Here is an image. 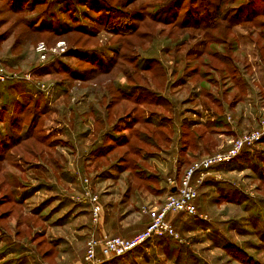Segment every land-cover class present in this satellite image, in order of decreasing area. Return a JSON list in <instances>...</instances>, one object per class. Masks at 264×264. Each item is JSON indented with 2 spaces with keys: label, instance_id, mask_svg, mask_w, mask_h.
<instances>
[{
  "label": "rangeland",
  "instance_id": "rangeland-1",
  "mask_svg": "<svg viewBox=\"0 0 264 264\" xmlns=\"http://www.w3.org/2000/svg\"><path fill=\"white\" fill-rule=\"evenodd\" d=\"M263 8L264 0H0V68L17 74L0 83V264H83L93 232L138 233L92 226L84 178L107 228L128 229V216L136 227L144 208L164 203L169 179L179 183L196 161L254 131L259 142L209 170L196 215L177 218L181 242L149 241L103 264H264V13L253 17ZM110 12L125 22L107 24Z\"/></svg>",
  "mask_w": 264,
  "mask_h": 264
},
{
  "label": "built area",
  "instance_id": "built-area-1",
  "mask_svg": "<svg viewBox=\"0 0 264 264\" xmlns=\"http://www.w3.org/2000/svg\"><path fill=\"white\" fill-rule=\"evenodd\" d=\"M36 51L45 58L46 47L43 43L37 45ZM63 51L64 49L61 50V52ZM16 78L15 72L9 73L0 68V83ZM262 134L263 132L254 131L239 136L232 141L230 149L201 159L192 165L179 183L169 179V189L175 188L176 190L174 193L168 192L161 207L144 208V213L147 214L149 222L143 231L130 238L96 236L95 232L90 234L85 244L83 264H101L109 259L123 257L152 238L167 237L181 242L182 240L172 224V217L180 214L195 216L198 188L209 170L217 165L232 161L244 148H252L260 141ZM81 198L90 205L91 223L92 226L97 227L101 223L103 210L99 197L93 192L87 178L82 180Z\"/></svg>",
  "mask_w": 264,
  "mask_h": 264
},
{
  "label": "trees",
  "instance_id": "trees-1",
  "mask_svg": "<svg viewBox=\"0 0 264 264\" xmlns=\"http://www.w3.org/2000/svg\"><path fill=\"white\" fill-rule=\"evenodd\" d=\"M254 10H256V9H254ZM255 12V15L253 16V17H256V16H258V15H262V13H264V8L262 9V11H260V9H258V11H254ZM108 18H109V20H108ZM107 18V24L111 21V24L112 25H115L116 27H119L122 23H124L125 21V17L124 16H122V14L121 15H119V14H115L114 12H110L109 13V17ZM109 21V22H108ZM112 31H115V29H113ZM40 32H42V29L39 31V33ZM51 32V31H50ZM112 33H115V32H112ZM54 34H56V33H54ZM91 35H89V37H90ZM57 42V41H56ZM155 57H152V56H150V59L152 60L151 61V63L153 64H155V62H154V60H156V58L154 59ZM97 62V61H96ZM96 62H95V65H96ZM113 63H114V58L113 59H111L110 60V62H109V66H112L113 65ZM101 65H103L104 67H108V65H106V64H101ZM156 66V65H155ZM138 70H140V72H147V71H149V70H151V68H152V65H146L145 67L144 66H141V67H136ZM136 91H138V92H140L141 94L143 93L142 92V90L141 89H138V87H137V89H136ZM122 95L121 96H126V94L125 93H121ZM139 96V95H138ZM122 100H127V97H126V99L125 98H122ZM134 102L135 101H137V100H141V98L139 97H137V99H132ZM127 101H129V100H127ZM144 123H145V125L146 126H150V127H153V128H158V129H160V128H165L166 126H164V125H162V124H157V126H154V125H152V123H151V121L149 120V118H147L145 121H144ZM218 124H220V123H218ZM195 124H192V126H194ZM197 125H199V124H197ZM204 128H207V127H204ZM155 132H156V130H154ZM196 131L197 130H195V131H192V133L194 132L195 134H196V137L194 138L195 139V141H198V140H201L200 138L203 136V134H199V135H197V133H196ZM154 132V133H155ZM154 133H149L148 134V136H146L145 137V139H147V140H145V141H147V142H150L151 141V139H150V137L149 136H153L154 135ZM185 134V133H184ZM186 134H187V132H186ZM119 138L120 137H117L116 138V140L115 141H118L119 140ZM146 143V142H145ZM125 145H123V146H121V147H117V148H122V147H124ZM186 145H184V146H182L181 148H184V149H186L187 147H185ZM182 150V149H181ZM248 150V148H244L243 150H242V152L241 153H244L245 151H247ZM184 151V150H183ZM241 153L238 155V157L241 155ZM121 158V157H120ZM199 161V160H198ZM198 161H196V163L198 162ZM121 164H123L122 162H124V164H126V161L125 160H123L122 158H121ZM128 166V165H127ZM118 168H120V169H124L125 167H124V165L122 166V165H118L117 166ZM145 178L146 179H148V180H150V181H153L154 179H153V177H152V179H151V177L148 175V176H145ZM144 179V178H143ZM158 182V181H157ZM204 185V184H203ZM202 186V184L199 186V188ZM199 188H198V190H199ZM156 191H158V190H156ZM199 197V196H198ZM197 197V198H198ZM172 224L174 225V227H175V229H176V224L175 223H173L172 222ZM167 239H169V238H167V237H161V238H152V239H150V240H148L147 242H145V243H148L149 241H153V240H167ZM144 243V244H145ZM143 244V245H144ZM150 244V243H149ZM140 247V246H139ZM141 247H142V245H141ZM137 249V248H136ZM136 249H134L133 251H131V253H133V252H135V250ZM131 253H128V254H126V255H129V254H131ZM243 254V253H242ZM244 255V254H243ZM120 258V257H119ZM115 259V258H114ZM110 260V259H109ZM107 261V260H106ZM106 261H103L102 263H104V262H106ZM101 263V264H102Z\"/></svg>",
  "mask_w": 264,
  "mask_h": 264
},
{
  "label": "crops",
  "instance_id": "crops-1",
  "mask_svg": "<svg viewBox=\"0 0 264 264\" xmlns=\"http://www.w3.org/2000/svg\"><path fill=\"white\" fill-rule=\"evenodd\" d=\"M221 165V164H220ZM216 176V175H215ZM213 178L214 177H210V179L208 178V182H210V181H214L213 180ZM216 183H218V182H216ZM219 186H222V184H217V188H221V187H219ZM196 202H197V199H196V201H195V204H196ZM201 204V203H200ZM199 206V205H198ZM128 213H129V211H128ZM181 215V214H180ZM126 215H122V218H124ZM144 218H143V223L142 224H139L138 226H136L135 227V225H133V218L131 217V216H128V217H126L125 218V221L126 222H128V223H130V222H132V224H128V226H130V227H128V229H124V228H122V227H120V224H117L116 226H114V223L112 222V227H109V228H107L106 226H105V221L107 220V218H106V213H105V215H104V212H103V214H102V220H101V225H100V228H99V230H98V232H108V233H115L116 231H115V229H114V227H117V231H118V234H123V236H127V237H130V236H132L134 233H136V232H140V231H142V230H144L145 229V227H146V225L148 224V218H147V216L146 215H144L143 216ZM179 217V215H177V216H175V217H172L173 219H172V222L173 223H175L176 224V226H177V228H178V226L179 227H181L180 225H179V222H178V218ZM128 218H129V220H128ZM127 219V220H126ZM106 227V228H105ZM105 235V234H104ZM104 263H106V262H104ZM103 264V263H102Z\"/></svg>",
  "mask_w": 264,
  "mask_h": 264
},
{
  "label": "water",
  "instance_id": "water-1",
  "mask_svg": "<svg viewBox=\"0 0 264 264\" xmlns=\"http://www.w3.org/2000/svg\"><path fill=\"white\" fill-rule=\"evenodd\" d=\"M175 190H176L175 188H172V189L170 190V192H171V193H174Z\"/></svg>",
  "mask_w": 264,
  "mask_h": 264
}]
</instances>
